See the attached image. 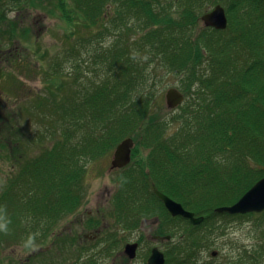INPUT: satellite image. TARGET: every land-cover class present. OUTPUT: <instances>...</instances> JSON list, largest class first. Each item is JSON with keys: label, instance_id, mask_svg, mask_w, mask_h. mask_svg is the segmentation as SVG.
I'll return each instance as SVG.
<instances>
[{"label": "trees", "instance_id": "1", "mask_svg": "<svg viewBox=\"0 0 264 264\" xmlns=\"http://www.w3.org/2000/svg\"><path fill=\"white\" fill-rule=\"evenodd\" d=\"M72 2L83 18L88 16L90 23L83 21L85 25L98 24L100 27L90 37L80 35L79 31L81 44L87 41L91 46L95 39L109 33H117V38L108 47L93 49V67L98 75L104 74L102 80L93 83L89 89L84 87L82 92L80 87L77 99L70 96L59 103L55 110V120L60 121L59 139L53 140L41 156L31 158L33 160L27 162L24 169L21 168L13 178L11 175L2 186L0 229L5 232L0 235V243L12 236L19 239L20 235H26L27 240L36 239L35 233L39 230L45 235L54 223L76 211L85 198L81 182L84 167L79 160L73 162L74 156L90 151L91 156H95L91 148H106L108 142L99 140L110 131L120 138L142 135L155 146L149 166L154 184L185 208L204 215L202 225L189 227L200 228L209 235L215 231V217L222 215L228 221L227 217L233 216L216 213L214 208L234 203L264 177V0H174L170 4L166 0ZM107 3L114 4V8L111 18L105 22V12L101 16L100 11ZM208 4L224 6L228 17L226 29L199 25V17ZM174 7L176 14L172 11ZM69 36L72 40L74 31L70 30ZM70 52V46L62 52L67 62L71 60ZM14 57L12 64L20 66L18 74H22L23 66L31 67L28 69L32 71L41 68L37 62H31L15 50ZM161 68L177 77L178 88L186 98L188 94L194 97L182 121L189 123L191 117L190 123L192 120L198 123L193 126L194 132L188 131L183 137L184 128L179 131L180 138L174 136L176 143L172 146H169L168 138L162 140L166 128L164 121L157 119L156 123L143 126L142 123H131L151 110L148 90L156 82ZM61 70L65 68L57 70L51 66L40 74L47 80H54ZM74 72L81 74L78 68ZM74 80H78L77 75ZM43 103L39 98L37 108L43 107ZM114 111L118 112L119 120L126 123L116 125L111 122L108 127L98 129L103 131L102 136L97 135L92 127L105 122ZM15 115L16 110L13 117ZM33 133L36 134V130ZM39 134L38 139L44 135ZM157 153L166 155L161 158ZM137 176L141 180L136 181ZM122 178L112 208L114 219L134 222L150 212L165 220L156 225L155 234L178 235L167 230L168 222L183 219L169 216L155 195L154 206L149 202L148 192L142 188L147 183V176L143 179L138 171L127 169ZM259 214L264 215V211ZM72 240L65 236L63 245ZM204 240V235L192 231L176 244H168L166 264H198L193 255L195 251L189 253L186 247L197 246ZM263 247L259 245L240 253L237 264L243 260L256 264V255ZM54 249L57 254L61 245L53 247L52 252ZM48 254L46 251L38 255L45 259ZM226 264L235 263L229 261Z\"/></svg>", "mask_w": 264, "mask_h": 264}, {"label": "rangeland", "instance_id": "2", "mask_svg": "<svg viewBox=\"0 0 264 264\" xmlns=\"http://www.w3.org/2000/svg\"><path fill=\"white\" fill-rule=\"evenodd\" d=\"M5 1L0 0L3 3ZM18 1L16 4V2L9 0L8 4H6L8 6L5 8V16L0 21V190L11 175L13 178L21 168H25L27 162H31L34 157L41 156L43 150L46 147H50L53 140L56 142L59 139L57 136H60V130L58 129L60 121L55 120V110L58 108L59 103L70 96L77 99V91L80 87V92H82L84 87L89 89L93 83L102 80L104 74L103 76L98 75L99 72H96V69L93 67L91 60L93 49L96 47H108L117 38V33H109L101 39H95L94 44L91 46H89L87 41L81 44L78 40L79 31L80 35L90 37L91 34L95 35L100 27L98 24L85 25L84 22L90 23L88 16L87 19L86 15L83 18L77 9V5L72 0ZM166 1L169 4L174 2V0ZM162 3L164 4L163 1ZM24 5L26 6L24 7ZM214 5L208 4L205 11L212 9ZM113 8L114 4L107 3L101 9V16L105 12V18L107 19L104 20L105 22H108L111 18ZM172 11L174 14L177 13L175 7ZM12 23L15 25V28H11ZM70 30L74 31L72 40L69 36ZM18 41L20 43H27L29 47V60L31 62H36L34 53L37 52V63L41 67L39 71H32L28 69L31 67L23 66L21 77L14 73V71H18V67L20 66L17 67L12 64L13 57L9 55L6 49L16 45ZM68 46L71 47V52L68 54L71 60L67 62L62 52ZM154 64H152L153 69ZM51 66H54L57 70L61 68H65V70L56 73V79L50 80L48 78L47 80L46 76L40 73ZM77 68L81 72L79 75L74 72ZM76 75L78 80L75 82L74 76ZM172 86L178 87L177 77L166 73L164 68L158 69V78L153 85H150L148 90V97L151 99V110L141 115L135 122H131L142 123L141 125L143 126L149 123H156L158 120L164 121L166 128L162 140L168 138L169 146L176 143L175 137L180 138L178 132L183 128L181 137L188 131L194 132L193 126H198V123H194L193 120L190 123L191 117H189V123L182 121V118L187 114L186 111L189 105L193 101L194 97L191 94L187 95L185 102L177 109L170 110L167 108L164 95L166 90ZM19 95L21 98L18 97ZM38 97L43 99L44 102L41 108H37ZM15 110L17 115L13 117ZM111 114L112 119H110ZM111 114L109 118H106L105 122L92 127V130L96 131L97 135L102 136L103 131H99L98 129L100 127H108L111 122H114L116 125L126 123V121L119 120L118 112L114 111ZM151 120L153 121L151 122ZM2 121L4 122L2 123ZM16 121L18 123H15ZM13 125L14 128H12ZM35 130L36 134L33 133ZM9 131L11 132L9 133ZM39 132L38 136L44 133L45 138L43 135L38 139L37 134ZM114 134L112 135L110 131L99 140L105 144L108 142L107 145L104 144L107 147L103 150H101L100 146L91 148L94 149L95 156H91L90 153L92 151L81 156H74L73 162L79 160L80 164L82 163L84 167L81 182L86 197L83 204L80 205L79 211L67 215L62 221H55L54 226L45 235L39 230V232L35 233L36 239L27 240L26 235L18 236L16 234L19 239H13L12 236L8 240H3L1 236L0 264H50L51 262L57 264V262H61L60 259L66 255L65 246H61L64 248L63 250L61 248L57 254H55V249L52 252V248L60 244L57 232L64 230L65 234L63 237L65 238L66 227L71 226L74 237L83 239L87 231L84 227V222L87 219L86 215L90 213L100 221L101 227L107 225L111 232L114 231L121 237L127 235V240H122L124 241L122 249L127 242L144 239V241L148 242V244H145L147 249H150L151 245H157L164 251L168 247V244H176L186 234H190L193 231L194 233L204 235L205 240L197 246L186 247V250L189 253L196 251L195 254L201 257L202 263L226 264L232 261L237 264L240 260L239 251H243L246 247L264 246V215L259 213L244 216L238 215L228 221L215 217V231L209 232V235L205 231L201 232L199 228L191 229L181 220L174 221L171 219L168 222L169 226L167 230L179 234L171 239V241L166 242L167 244L149 240L148 236L154 232L157 223L165 221L161 218L159 219L158 215L155 216L154 213L148 212L136 218L137 224L134 227L125 228V222L123 221H120L115 226L112 221V208L115 204V192L121 189L123 172L127 169L134 170L135 173L138 171L143 179L147 176V183H153L154 179L150 175L151 168L149 166L151 161H153L150 158L153 155L152 152L155 146L145 140V136L130 135L135 141L132 162L124 170L115 171V169H111L110 167L112 151L114 145L124 137L120 138V136ZM109 143H111L110 146H108ZM156 148L158 147L156 146ZM157 154L161 158H164L166 155V153ZM218 156L222 155L219 154ZM176 157H179V155ZM139 179L141 180V177L137 176L136 181ZM159 183H161V180H159ZM149 193H151V190ZM152 202L154 206V200ZM175 222H179L181 225L177 226ZM127 224H129V221H127ZM8 228L14 229L10 225H8ZM225 228L226 233L221 234ZM4 232L0 229V235ZM4 235L10 237V234L5 233ZM69 243H66V246ZM82 248L88 249L79 254L76 251L75 254L66 255V258L63 259L64 264H95V261H97V264H145V262H142V259L146 258L144 254L147 253V249L144 252L138 251L136 261L127 262V259L121 260V256H119L112 262L108 261L104 254L97 253L100 248L98 242L91 244L90 247L85 243L82 245ZM45 249L49 250V254L46 256L47 260L43 259L44 256L38 255L43 253ZM259 250L262 253L260 252L258 256L256 255V264H264V247L259 248ZM212 251H217V254L212 256ZM240 264L251 263L243 260Z\"/></svg>", "mask_w": 264, "mask_h": 264}, {"label": "water", "instance_id": "3", "mask_svg": "<svg viewBox=\"0 0 264 264\" xmlns=\"http://www.w3.org/2000/svg\"><path fill=\"white\" fill-rule=\"evenodd\" d=\"M204 26L213 27L218 30L227 27V16L222 5L217 4L213 9L201 16ZM166 105L172 109L183 102V94L175 87H170L165 93ZM133 147L132 138L122 140L116 147L111 168H122L126 166L131 159V149ZM155 195L163 202L165 208L172 216H181L190 220L193 225L200 224L204 217H196L192 211L186 210L183 205L168 195L160 192L155 186L153 188ZM264 210V177L256 181L235 203L217 207L216 212L229 214H245L248 212H261ZM154 239L162 241L170 239V236L155 235ZM134 244L128 246L127 253L134 255ZM164 253L154 247L148 259V264H164Z\"/></svg>", "mask_w": 264, "mask_h": 264}, {"label": "flooded vegetation", "instance_id": "4", "mask_svg": "<svg viewBox=\"0 0 264 264\" xmlns=\"http://www.w3.org/2000/svg\"><path fill=\"white\" fill-rule=\"evenodd\" d=\"M8 2H9V0H6L4 3L3 2H0V21H2L3 18H4V16H5V13H6L5 8H6V6H8V5H6V4H8ZM26 5H24V7ZM13 48H14V50L17 53H19V46H13ZM23 55L25 56L24 53H23ZM125 168L126 167H123V168H115V171H122ZM152 170L154 171V169H152ZM142 188H144V191H147L148 192V194H147L148 198L154 196V194L149 193L150 190H152V192L154 193V191H153L154 182L153 183H150V184L149 183H144L142 185ZM83 193H84V196L86 197V194H85L84 191H83ZM83 202H84V200H82V202L78 205V208L76 209L75 212L79 211V209L81 207L80 205H82ZM86 217H87V219L84 222V227H85V229L87 231L85 232V235H84V238L83 239L82 238L77 239L76 237H74V233L72 231L71 226L66 227V237L70 236V238H73L72 242L69 241L70 242L69 245L65 246V248L64 247H61L62 250L64 248V250L66 252V255L75 254L76 251H77V254L82 253L83 251H85V250L88 249V248L87 249H83L82 248V245L83 244L86 243L90 247L91 244H94V243L98 242L100 244V248H99V251L97 253L104 254V256L107 257V260L108 261H112L113 262L114 260H116L117 257L121 256L120 257L121 260L127 259V262H128V261H133V260L136 261V259H137V252L138 251L139 252L140 251H143L144 252L147 249V246L145 244H148V242L144 241V239L143 240L142 239H138V240H135L133 242H127V243H125V245H124V247L122 249L123 242L125 240H127V238H128L127 235H125L126 238L124 239L125 236L121 237L120 235H117L114 231L111 232L108 229V226L107 225L106 226L103 225L101 227L100 221H98V219H96L92 215V213L87 214ZM235 217H236V215L231 216V218H229V217H227V218L228 219H234ZM114 218L115 217L112 216V221L114 222V225L116 226V224L117 223H120V222L118 220H115ZM218 218H223V216L222 215L221 216H218ZM223 220H224V218H223ZM121 221L125 222L124 219H121ZM156 221H157V219H156ZM87 223L89 224V226H87ZM153 223H154V221H153ZM129 224H127L125 222V228H130V227L136 226L137 220H135L134 222L131 221V222H129ZM104 227H107V228H104ZM226 228L224 230H222V233L221 234H223L225 232ZM63 235L64 234H63L62 231H60V233L57 235V238L60 239V245L61 246H63V244L65 243V239H64V237H62ZM148 237H149V240H151L152 242H154V232L152 234H149ZM122 240H124V241H122ZM121 243H122V245L120 246ZM116 244H118V246H116ZM132 244H134L135 251H134V255L133 256H130L127 253V250H128V246L129 245H132ZM153 247H154V245H151L150 249H147V253L144 254L146 256V258L145 257L144 258L142 257L143 258L142 259V262H145V264H148V259H149V256H150V252L152 251ZM253 247L254 246H252L250 248H247L246 247V248H244V250L250 251V250L253 249ZM231 248H232V246H231ZM244 250L243 251H239V252L240 253H243ZM215 253L216 252H211V255H214ZM66 255H64L63 258L60 259L61 262H59V264H64V260L63 259L66 258ZM194 255H196V254H194ZM95 264H97V261H95Z\"/></svg>", "mask_w": 264, "mask_h": 264}]
</instances>
